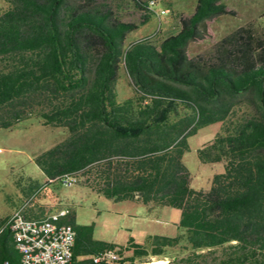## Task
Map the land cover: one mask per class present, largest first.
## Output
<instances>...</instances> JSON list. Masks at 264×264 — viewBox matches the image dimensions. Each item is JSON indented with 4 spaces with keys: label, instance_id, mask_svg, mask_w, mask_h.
<instances>
[{
    "label": "trees",
    "instance_id": "16d2710c",
    "mask_svg": "<svg viewBox=\"0 0 264 264\" xmlns=\"http://www.w3.org/2000/svg\"><path fill=\"white\" fill-rule=\"evenodd\" d=\"M140 24L156 0H136ZM151 1H154L152 4ZM0 12V128L36 117L65 127L62 141L36 156L49 180L83 173L115 200L181 209L177 237L126 245L94 237V223L63 218L76 231L68 264H264V24L257 20L214 40L212 21L237 15L227 0H198L180 13L175 34L125 46L139 27L109 0H4ZM212 41L192 56L191 42ZM125 66L134 94L116 91ZM222 122L198 156L224 163L208 190L190 186L188 138ZM28 213L25 209V217ZM8 220V219H7ZM6 220V222H7ZM0 222V264H22ZM116 249L119 258L95 262Z\"/></svg>",
    "mask_w": 264,
    "mask_h": 264
},
{
    "label": "rangeland",
    "instance_id": "374dc122",
    "mask_svg": "<svg viewBox=\"0 0 264 264\" xmlns=\"http://www.w3.org/2000/svg\"><path fill=\"white\" fill-rule=\"evenodd\" d=\"M109 1L123 20L139 24L128 35L126 47L144 37L162 40L175 34L179 14L194 12L198 3V0H156V13L147 23L140 24L143 11L138 7V1ZM227 4L237 15H221L213 19L214 40L222 39L253 20L264 24V0H227ZM4 7V0H0V12ZM165 8H169V11L160 13ZM211 44L212 41L209 40L191 42L189 53L192 56L203 53ZM116 91L120 101L134 94V87L125 66L120 69ZM221 128L222 122L209 124L188 138L189 149L183 155V162L190 172V186L196 190H208L213 176L225 170L224 163H203L198 156V150L212 140ZM67 135V128L44 126L36 117L13 128H0V221L13 205L21 203L18 208H26L28 205L34 207L33 202L39 200L48 203L54 211L69 209L78 223H94L95 238L118 245H126L131 238L139 244L147 245L151 235L177 237L184 232L179 226V208L109 198L89 187L85 182L87 176L83 173L77 174V181L73 186H67L60 180L48 181L36 163V156L65 139ZM30 180H33L32 184L37 181L44 186L34 199H31L33 192L29 191Z\"/></svg>",
    "mask_w": 264,
    "mask_h": 264
},
{
    "label": "built area",
    "instance_id": "2783aa9c",
    "mask_svg": "<svg viewBox=\"0 0 264 264\" xmlns=\"http://www.w3.org/2000/svg\"><path fill=\"white\" fill-rule=\"evenodd\" d=\"M168 11L165 8L160 13ZM76 176L64 175L59 180L67 186H73L77 181ZM70 212L69 209H62L44 218L30 219L25 217L22 206L10 215L6 226L10 228L18 250L22 251V264H68L72 261L76 231L71 223L63 220ZM118 258V251L111 249L97 256L95 262H112Z\"/></svg>",
    "mask_w": 264,
    "mask_h": 264
},
{
    "label": "crops",
    "instance_id": "0c3cea01",
    "mask_svg": "<svg viewBox=\"0 0 264 264\" xmlns=\"http://www.w3.org/2000/svg\"><path fill=\"white\" fill-rule=\"evenodd\" d=\"M169 9V8H168ZM1 148V147H0ZM41 169V168H40ZM42 170V169H41ZM43 172V170H42ZM45 175V174H44ZM59 180V179H58ZM31 181L33 180H30L29 181V191L30 192H33V196L31 197V199H34L38 193L41 192V188H43L44 186H42L43 184H40L39 182H35L34 184L31 183ZM48 181H50L48 179ZM53 181V180H51ZM22 202V201H21ZM20 203V202H19ZM21 204V203H20ZM20 204L18 205H13L12 208L10 209V211H8V213L6 214V216L1 219L2 220H6L10 217V215L16 210V208L18 209V207L20 206ZM34 204V207L33 206H26V208L24 207V214H25V209H26V213H28V217L27 218H30V219H40V218H44L46 216H48L50 213H53V212H57V211H54L50 205L48 203H43L42 201H35L33 202ZM25 205V204H24ZM0 221V222H1Z\"/></svg>",
    "mask_w": 264,
    "mask_h": 264
},
{
    "label": "bare ground",
    "instance_id": "6f19581e",
    "mask_svg": "<svg viewBox=\"0 0 264 264\" xmlns=\"http://www.w3.org/2000/svg\"><path fill=\"white\" fill-rule=\"evenodd\" d=\"M15 245H16V248L18 249V245H17V242H15ZM19 253H20V256L22 258V251L21 250H18ZM163 262H165L164 260L160 259V260H153L151 262H145V263H142V264H162Z\"/></svg>",
    "mask_w": 264,
    "mask_h": 264
},
{
    "label": "water",
    "instance_id": "95a60500",
    "mask_svg": "<svg viewBox=\"0 0 264 264\" xmlns=\"http://www.w3.org/2000/svg\"><path fill=\"white\" fill-rule=\"evenodd\" d=\"M163 263H165V262H163Z\"/></svg>",
    "mask_w": 264,
    "mask_h": 264
}]
</instances>
